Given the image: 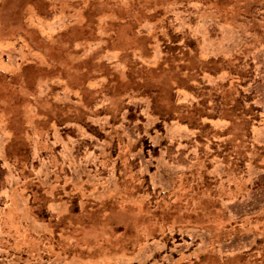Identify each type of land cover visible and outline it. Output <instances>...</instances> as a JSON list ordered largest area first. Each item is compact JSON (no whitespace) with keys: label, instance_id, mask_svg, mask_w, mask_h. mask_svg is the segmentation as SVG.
Here are the masks:
<instances>
[{"label":"rangeland","instance_id":"rangeland-1","mask_svg":"<svg viewBox=\"0 0 264 264\" xmlns=\"http://www.w3.org/2000/svg\"><path fill=\"white\" fill-rule=\"evenodd\" d=\"M0 164V264H264V0H0Z\"/></svg>","mask_w":264,"mask_h":264},{"label":"trees","instance_id":"trees-1","mask_svg":"<svg viewBox=\"0 0 264 264\" xmlns=\"http://www.w3.org/2000/svg\"><path fill=\"white\" fill-rule=\"evenodd\" d=\"M210 88V87H208ZM214 116L218 117V115L221 113V109H222V105H223V101H222V97L220 94L215 93L214 95ZM131 112L129 113L131 120L138 118H141V120L143 119V117L141 115H138L137 111L134 109L133 106H129ZM165 147H167V145H165ZM151 149H153L155 151L156 154H158L159 148L156 146H150ZM7 168L4 167L3 165L0 164V191L3 190L6 186L7 183Z\"/></svg>","mask_w":264,"mask_h":264}]
</instances>
